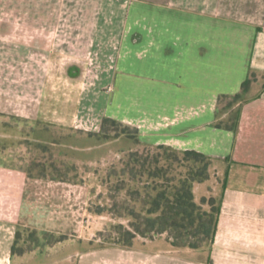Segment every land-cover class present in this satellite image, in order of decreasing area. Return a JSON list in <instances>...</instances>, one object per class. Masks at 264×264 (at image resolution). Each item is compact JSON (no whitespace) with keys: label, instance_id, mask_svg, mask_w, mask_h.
<instances>
[{"label":"crops","instance_id":"0c3cea01","mask_svg":"<svg viewBox=\"0 0 264 264\" xmlns=\"http://www.w3.org/2000/svg\"><path fill=\"white\" fill-rule=\"evenodd\" d=\"M103 69L110 74L98 78ZM250 75L238 128L217 127L231 111L220 96L241 92ZM82 79L113 81L114 97L120 84L121 122L141 144L213 159L195 193L223 196L215 241L88 247L99 229L88 179L31 173L1 156L0 264H264V0H0V143L25 135L47 144L32 134L67 127L57 87ZM83 95L82 119L97 112ZM27 229L65 237L19 250Z\"/></svg>","mask_w":264,"mask_h":264},{"label":"rangeland","instance_id":"374dc122","mask_svg":"<svg viewBox=\"0 0 264 264\" xmlns=\"http://www.w3.org/2000/svg\"><path fill=\"white\" fill-rule=\"evenodd\" d=\"M85 71L87 72V70ZM90 74L92 72L88 71V78L91 76ZM106 74L109 75L110 72L108 73V70L105 69L98 70L97 76L101 78ZM79 81L81 83L75 82L72 84V82H69L60 87L58 86L56 89V91L63 93L62 97L65 98L64 104L63 102L58 104L65 107L66 128H54V130L50 129L51 131L43 130L40 133L35 132L32 134L33 137L43 136L48 141L45 145H40L36 140L26 138L25 135L23 137L19 136L17 141L15 140L13 143H0V157L5 156L10 163L31 173H44L71 179H88L92 186L89 211L92 210L91 213L97 215L99 227L88 247L115 245L118 238L115 226L123 224L130 227L132 218L120 217L111 211L117 199L119 203L122 202L125 192H120L119 198L114 197L116 195L114 186L119 178L110 177V172L114 166L121 168L123 161L128 158L127 156L132 150H144L145 145L135 144L134 141L126 138L122 134L123 126L120 124L115 126L108 124L105 128H102L103 119L107 115H112V118L119 122L122 120L119 108L121 100L120 84L117 86V96L114 97L115 94L110 91L111 87L114 86L113 81L109 83L97 82L95 84H84V79ZM85 89L94 98L97 112L95 115H88L82 119L79 115L77 116L78 111L76 110L79 105V103L77 105V102L80 97L84 96ZM228 101L229 99L222 102L221 109L225 107ZM56 104L55 106H57ZM238 107L239 105L236 104L234 110ZM17 125L30 131L37 123L17 120ZM75 126L82 129H75ZM94 130L99 131L93 133ZM211 191H215L213 186L210 187ZM99 206L105 208L102 214L94 212ZM23 235L22 239L25 240V244L19 246V250L33 248L42 241L53 243L60 239V236L39 234L31 229L23 231ZM137 238L147 240L157 238L155 242L149 245L152 248L163 249L169 243L167 233L148 234L147 236L139 234ZM83 247L78 245L75 247L76 249L66 248L61 250L59 255H67L69 252L83 249Z\"/></svg>","mask_w":264,"mask_h":264},{"label":"trees","instance_id":"16d2710c","mask_svg":"<svg viewBox=\"0 0 264 264\" xmlns=\"http://www.w3.org/2000/svg\"><path fill=\"white\" fill-rule=\"evenodd\" d=\"M252 76L244 81L241 92L220 96L221 102L229 99L221 111H231L226 119L217 122V127L238 128L241 106L235 110L234 106L246 101ZM108 124H120L122 134L141 145L137 129L105 117L102 128ZM127 157L121 168L114 166L110 172V177L119 178L114 197L119 198L120 192H125L122 202L117 199L111 211L132 218L130 227L115 226L118 237L115 245L133 247L139 234L167 233V240L174 248L210 247L218 232L223 196L210 195L197 200L195 188L211 179L213 159L198 150H179L165 144L145 145L144 150H132ZM104 211L102 206L94 210L98 214Z\"/></svg>","mask_w":264,"mask_h":264}]
</instances>
